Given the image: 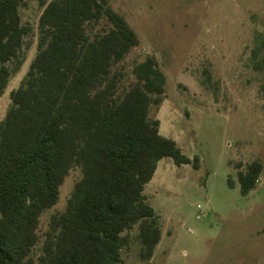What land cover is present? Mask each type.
<instances>
[{
    "label": "trees",
    "instance_id": "16d2710c",
    "mask_svg": "<svg viewBox=\"0 0 264 264\" xmlns=\"http://www.w3.org/2000/svg\"><path fill=\"white\" fill-rule=\"evenodd\" d=\"M26 2L0 0V97L26 61L33 32L22 22ZM39 2L38 53L0 120V264H119L135 227L141 257L151 260L163 231L146 185L163 158L200 166L151 117L165 99L167 76L148 57L124 85L123 64L140 40L109 0ZM250 61L264 73V32L256 34ZM74 168L83 177L66 209L51 217L37 256L41 218L59 203ZM263 171L254 161L239 172L242 194Z\"/></svg>",
    "mask_w": 264,
    "mask_h": 264
},
{
    "label": "rangeland",
    "instance_id": "374dc122",
    "mask_svg": "<svg viewBox=\"0 0 264 264\" xmlns=\"http://www.w3.org/2000/svg\"><path fill=\"white\" fill-rule=\"evenodd\" d=\"M109 2L140 40L123 64L124 85L135 81L138 63L155 57L167 85L151 117L184 154L200 159L198 168L179 166L170 157L158 163L145 195L160 217L162 240L153 258L144 260L135 227L127 232L130 242L119 264H264V171L248 195L239 182L247 165H264V73L253 70L250 61L256 34L264 32V0ZM43 11L39 0H27L21 9L23 24L33 32L23 48L21 71L0 97V120L38 53ZM82 177L80 168L72 169L59 203L43 214L37 256L51 217L66 209Z\"/></svg>",
    "mask_w": 264,
    "mask_h": 264
},
{
    "label": "built area",
    "instance_id": "2783aa9c",
    "mask_svg": "<svg viewBox=\"0 0 264 264\" xmlns=\"http://www.w3.org/2000/svg\"><path fill=\"white\" fill-rule=\"evenodd\" d=\"M200 207V206H199ZM201 217L200 216H198V219H200Z\"/></svg>",
    "mask_w": 264,
    "mask_h": 264
}]
</instances>
